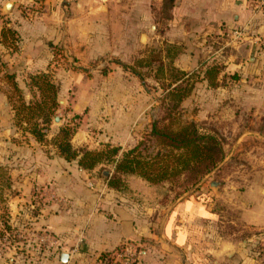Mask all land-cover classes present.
<instances>
[{"label": "rangeland", "instance_id": "1", "mask_svg": "<svg viewBox=\"0 0 264 264\" xmlns=\"http://www.w3.org/2000/svg\"><path fill=\"white\" fill-rule=\"evenodd\" d=\"M125 2L123 7L111 9L112 19L98 22L96 31L80 45L73 38L67 48L55 40L46 41V57H50L46 74L58 87L61 109L46 142L40 144L16 127L8 97L17 98L14 83L26 102L36 95L30 77L38 72L17 69L23 66V34L15 29L27 21H44L40 20L43 7H27L18 21L7 18L10 10L2 11L0 4V264H50V259L52 264H67L68 260L59 261L61 254H75L41 224L48 208L69 206L68 201L48 179L28 181L26 184L32 185L29 193L24 192L26 185L20 180L43 171L35 164L37 160L48 164L58 157L50 140L59 127L76 126L71 140L75 149L112 145L123 151L144 141L153 121L165 123L166 119L215 129L225 139L227 155L197 187L171 202L167 199L164 206L143 207L118 193L139 209V218L147 215L151 233L146 240L138 236L107 253L109 264H218L222 255L217 256L216 251L223 243H233L251 256H264V235L247 227L242 219L247 207L264 200V40L256 39L255 44L247 40L250 32L245 28L214 22L209 30H201L207 33L197 41L195 31L176 22L174 5L162 1L159 7L157 0ZM259 2L255 1V11L264 10ZM13 21V26H7ZM251 45L262 53L249 51ZM258 57L262 64L254 69L256 60L249 58ZM161 64L165 71L158 70ZM223 64L226 69L218 86L210 88L201 80L202 71L212 65L224 68ZM123 66L135 68L142 79ZM170 67L186 74L182 87L192 88L174 109L172 102L165 100V89L172 81ZM241 94L249 101H243ZM244 131L253 133L243 138ZM63 162L65 174L83 173L85 181L91 182L88 187L96 192L97 181L105 184L103 179L85 174L76 161ZM131 185L145 191L138 180ZM180 202L196 208L174 213L175 223L180 215L184 220L183 215L189 217L187 244L176 248L174 231L166 237L163 228ZM99 256H80L73 264H105Z\"/></svg>", "mask_w": 264, "mask_h": 264}, {"label": "crops", "instance_id": "2", "mask_svg": "<svg viewBox=\"0 0 264 264\" xmlns=\"http://www.w3.org/2000/svg\"><path fill=\"white\" fill-rule=\"evenodd\" d=\"M157 1L159 6L163 0ZM255 1L175 0L173 14L181 27L184 26L185 29L189 27L187 30L196 32L197 41L207 33L201 30L206 28L209 30L212 25L210 23L217 22L231 27L245 28L250 32L247 33L249 35L247 40H253L256 44V39L264 40V10L255 11ZM7 2L12 3L7 18L18 21L27 7H43L40 20L44 21L33 23L27 21L22 23L23 26L19 25L15 29L23 34V66L17 69L31 73L47 71L50 57H46L49 54L45 45L46 41L55 40L56 44L60 42L67 48L66 44L73 38L77 39L80 45V41L84 43L85 39L91 36L90 33L96 31L94 26L98 22L105 23L112 19L111 9L126 5L125 0H0L3 6L2 11ZM150 7V5L146 7L147 10L149 9L147 14L150 13ZM14 23L15 21L7 26H13ZM257 48L251 45L249 51ZM255 51L260 52L262 49ZM249 60H256L254 69L262 64L261 57L249 58ZM227 62H230V56L227 57ZM223 67L221 74L226 69L224 64ZM240 97L245 102L249 101L246 94H241ZM251 132L253 133V131H244L242 137ZM45 163L40 162V159L37 160L35 164L42 166L43 171L25 174L26 177L23 176L20 180L23 181L24 186L26 185L24 192L29 193L32 192V185H27L28 181L33 183L48 179L57 194L68 201L69 206L64 205L65 207L62 208L51 206L47 209L45 216L41 217V224L58 236L61 243L71 247L70 250L74 249L75 254L68 255L67 264H73L80 256L98 257L101 254L114 252L119 247L131 243L138 236L145 240L150 236L147 215L139 218L140 211L131 201L108 189L101 181H97V192L94 188H89L88 185L91 182L85 181L86 176L83 173L75 171L71 175L65 174L62 165L64 162L59 157L50 159L48 164ZM46 165L48 168H45ZM23 185L20 184V187ZM185 202H180L172 208L173 212L168 214L163 228L166 237L174 231L176 248H182L187 244L185 224L189 217L183 215L186 219L184 220L180 215L175 223L173 215L175 212L189 210L191 206L196 208L194 204ZM242 219L247 227H252L264 235V200H259L254 206L247 207L242 213ZM216 252L217 256L222 255L221 260L216 261L218 264H264V256L260 257L255 253L251 256L245 250L235 248L233 243H223ZM51 260H48V263L52 264Z\"/></svg>", "mask_w": 264, "mask_h": 264}, {"label": "trees", "instance_id": "3", "mask_svg": "<svg viewBox=\"0 0 264 264\" xmlns=\"http://www.w3.org/2000/svg\"><path fill=\"white\" fill-rule=\"evenodd\" d=\"M164 2L173 7L175 0ZM123 67L142 79L135 68ZM158 70L162 72L165 68L161 64ZM222 71L218 65L207 67L201 73V80L216 88ZM168 72L172 81L165 89V100L171 101L174 109L191 94L192 88L180 85L186 76L183 71L170 67ZM30 80L36 91L33 101L26 102L15 83L12 88L17 98L9 96L8 100L16 127L40 144L46 142L51 124L61 109L59 90L46 72H38ZM166 120L165 123L153 121L145 140L123 151L112 145L75 149L71 140L76 126L71 124L59 127L50 143L59 158L68 163L76 161L89 177L103 179L108 189L143 207L164 206L167 199L171 202L197 187L222 163L228 151L225 139L215 129L195 122ZM134 180L141 182L145 191L134 189L131 185ZM6 228L10 230L9 225ZM107 256V253L101 254L98 260L109 264Z\"/></svg>", "mask_w": 264, "mask_h": 264}, {"label": "water", "instance_id": "4", "mask_svg": "<svg viewBox=\"0 0 264 264\" xmlns=\"http://www.w3.org/2000/svg\"><path fill=\"white\" fill-rule=\"evenodd\" d=\"M11 7H12V3H7L4 9L5 11H9ZM55 121H58V118H55ZM67 259H68V255L66 253L61 254V257H60L61 262L66 263Z\"/></svg>", "mask_w": 264, "mask_h": 264}, {"label": "built area", "instance_id": "5", "mask_svg": "<svg viewBox=\"0 0 264 264\" xmlns=\"http://www.w3.org/2000/svg\"><path fill=\"white\" fill-rule=\"evenodd\" d=\"M259 5H263L264 6V0H260ZM236 35L239 36V33L236 32Z\"/></svg>", "mask_w": 264, "mask_h": 264}]
</instances>
